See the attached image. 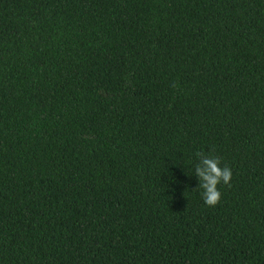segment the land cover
Wrapping results in <instances>:
<instances>
[{
	"label": "trees",
	"instance_id": "1",
	"mask_svg": "<svg viewBox=\"0 0 264 264\" xmlns=\"http://www.w3.org/2000/svg\"><path fill=\"white\" fill-rule=\"evenodd\" d=\"M0 264H264V0H0Z\"/></svg>",
	"mask_w": 264,
	"mask_h": 264
}]
</instances>
